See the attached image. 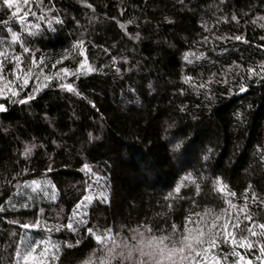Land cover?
<instances>
[{
	"label": "trees",
	"instance_id": "obj_1",
	"mask_svg": "<svg viewBox=\"0 0 264 264\" xmlns=\"http://www.w3.org/2000/svg\"><path fill=\"white\" fill-rule=\"evenodd\" d=\"M12 5L0 0V264H261L262 230L246 228L264 224V0ZM224 210L217 223L239 214L229 232L252 248L206 235L199 256L173 251Z\"/></svg>",
	"mask_w": 264,
	"mask_h": 264
},
{
	"label": "snow or ice",
	"instance_id": "obj_2",
	"mask_svg": "<svg viewBox=\"0 0 264 264\" xmlns=\"http://www.w3.org/2000/svg\"><path fill=\"white\" fill-rule=\"evenodd\" d=\"M28 2H29V0H24L25 5L28 4ZM4 4H6L10 8L13 6L12 5V0H4ZM19 11H20V8L17 7L16 12L13 13V16H16V14ZM28 14H29L28 12H25L24 13V16H20L19 19L23 22L24 17L27 16ZM32 15H35V13H32ZM233 19H235V17H233ZM235 38L238 39V40L241 39V37H239V36L238 37H235ZM11 39H12L13 42H16L17 40L20 39V37L16 33H13ZM74 47L81 49V54H83V52H82L83 41L78 42L76 45H74ZM28 51H29L28 48H24V52H28ZM0 55H3L5 57V59H7V53L6 52L0 53ZM14 59L17 62V68H19L20 59H21L20 56H15ZM185 59H187V57H185ZM189 62H191V61H189ZM34 63H35V61H34ZM84 63H86V61ZM84 63L81 64V67H84ZM2 67H3V62L0 61V69H2ZM62 71L65 74H68V70L67 69H63ZM87 71L88 72H91V71H94V69H92L91 67H88L87 68ZM249 72H251L253 74H258V73H255V70H253V69H249ZM190 79H191L190 77H186V82L188 80H190ZM24 83L27 84V78H25ZM201 86H203V85H201ZM62 87L66 88L68 91H75V89L73 88L72 84H70V83L69 84H64V85H62ZM245 90L246 89L241 88V91H245ZM12 94L13 95H16L17 93L13 92ZM28 99H34V96H29ZM19 102L20 103H26L27 101L21 100ZM0 111H6V108L3 105H0ZM179 147H180V145L177 144L176 145V148L179 149ZM30 152H31V149L30 148H26V150H25V156H27L28 154H30ZM84 170L85 171H88V172H91V168L88 165H85L84 166ZM184 180H191V174H189L188 176H186L184 178ZM215 183L218 186L221 185L220 179L217 178L216 181H215ZM28 187H32L33 188V191H36V189H39L40 188V184L38 182H36V181H32L31 185H28ZM225 187L226 186H221V187H219L218 190L222 192V191H224V188ZM175 191L176 192H179V186L176 188ZM197 191H199V185H197ZM230 195L231 196H235V193H230ZM53 198H55V197L53 196ZM91 199H92L91 196H86L84 198V200L85 201H88V202H91ZM246 199H247V197H246ZM253 200H255V195L254 194H253ZM81 203L83 204V201ZM226 203H228L232 209H235L237 207L235 204H232L231 200H227ZM79 207H80V205H77V208H79ZM246 209H247V203H245V205L239 209V212L243 213V212L246 211ZM41 211H43V210H41ZM226 212H227V210H224L221 213V215L215 217V219L213 220L212 224L208 227V232L207 233H204L202 230H200L199 231V235L194 239L193 242H188L189 241V237L188 236H184L183 239L181 240V244L183 245V247H180L179 249H174L173 251H179L180 253H184L185 252V249H187L188 250V255L187 256H182L181 257L182 259H188L189 256L193 252H195L196 255L199 256L200 253L196 251V248L194 247V244L195 245H202L203 243H205V240L203 239V237L206 236V235L209 237V239H208L207 242L211 246H215L216 245L218 238H224V242L227 243L228 242V238L230 237L231 240H232V243H233V246L234 247L237 244H239L240 247H247L249 249L252 248L253 247V244L251 242L245 243V241L247 240L246 237H243L240 241H237L236 238H235V236L231 232H229V227L230 226L234 230L240 228V224L242 223V221L239 218V214L236 216L234 222L232 220V217L231 216H228L227 219H225L222 224H218L217 223L218 221L221 220V218L225 215ZM76 214L77 213L74 212L73 215L75 216ZM207 214L208 213L206 212L205 215H207ZM245 219L251 221L252 217L250 215H246L245 216ZM39 226H40L39 221H37L33 225H23V227H25V228H29V227H39ZM67 227L69 229L75 230V229L72 228V224L71 223H69L67 225ZM255 227H259L262 230L259 233V235L264 236V224H259V225L253 224L251 227H247L246 228V231L251 236H256V235H258V233L256 231H254V228ZM149 231H150V229H149ZM89 232L92 233V230L89 229ZM139 234L141 236L143 235V233H139ZM104 239H112V237H110V236L109 237L96 236V240L98 242H101L102 243ZM153 239H155V238H153ZM163 239L164 238L161 237L160 238V241L162 242ZM33 243H35V242H33ZM68 246L71 247L72 245H68ZM151 246H152V241H149L148 247H151ZM53 247H55L57 249V251L59 250L58 249V246H53ZM116 247H118V246H116ZM35 250H36L35 248H31L30 247V250H29L28 254L24 256V259L27 260L29 258V256H31L32 253L35 252ZM45 251H47V249H45ZM109 251L110 252H114L115 249L113 248V249H110ZM137 251L139 252L140 257H145V256L151 257V255H152V253L145 252V251H143V249H137ZM203 251H207V249H204ZM260 251H261V255L264 256V246H262L260 248ZM233 254L239 255L238 253H235V252ZM41 255H43V253H41ZM120 255L125 260H131L133 258V252H132V250H129L126 256L123 253H120ZM53 258L55 259L56 257L53 256ZM240 259L241 260H244V257L241 256ZM257 259H260V257H257ZM83 264H93V262H92L91 258H89V260L84 261ZM139 264H144V261L143 260L139 261ZM247 264H251V262L249 261V262H247ZM261 264H264V261H262Z\"/></svg>",
	"mask_w": 264,
	"mask_h": 264
}]
</instances>
